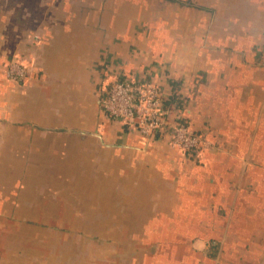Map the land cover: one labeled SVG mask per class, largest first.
Masks as SVG:
<instances>
[{
  "label": "crops",
  "instance_id": "0c3cea01",
  "mask_svg": "<svg viewBox=\"0 0 264 264\" xmlns=\"http://www.w3.org/2000/svg\"><path fill=\"white\" fill-rule=\"evenodd\" d=\"M117 78L201 159L104 117ZM0 264H264V0H0Z\"/></svg>",
  "mask_w": 264,
  "mask_h": 264
},
{
  "label": "built area",
  "instance_id": "2783aa9c",
  "mask_svg": "<svg viewBox=\"0 0 264 264\" xmlns=\"http://www.w3.org/2000/svg\"><path fill=\"white\" fill-rule=\"evenodd\" d=\"M184 5L186 0H169ZM26 76V67L18 59L6 64L5 77L21 81ZM165 97L155 82L134 79H114L103 90L102 111L107 119L126 124L146 143L156 135H167L169 144L180 154L199 161L211 147L208 140L192 131L181 116L170 119V110L163 107Z\"/></svg>",
  "mask_w": 264,
  "mask_h": 264
},
{
  "label": "trees",
  "instance_id": "16d2710c",
  "mask_svg": "<svg viewBox=\"0 0 264 264\" xmlns=\"http://www.w3.org/2000/svg\"><path fill=\"white\" fill-rule=\"evenodd\" d=\"M187 1V0H186ZM16 82H18V81H16ZM176 88V87H175ZM169 100L168 101H163V106H165V109L167 108V109H169V110H171L172 108H169L170 107V105L172 104V103H175V102H180V100H179V97L174 93L173 95L170 93L169 94ZM102 114H103V111H102ZM103 116L105 117V115L103 114ZM114 122H117V121H114ZM118 123V122H117ZM121 124V123H120ZM122 126H124L125 128H127V130H130L131 128H130V126H128V125H126V124H121Z\"/></svg>",
  "mask_w": 264,
  "mask_h": 264
}]
</instances>
